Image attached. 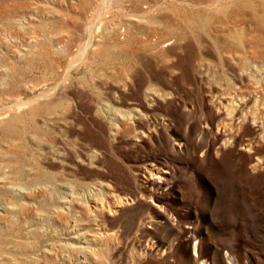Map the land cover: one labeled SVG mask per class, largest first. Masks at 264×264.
<instances>
[{
	"label": "rangeland",
	"instance_id": "rangeland-1",
	"mask_svg": "<svg viewBox=\"0 0 264 264\" xmlns=\"http://www.w3.org/2000/svg\"><path fill=\"white\" fill-rule=\"evenodd\" d=\"M219 1L0 0V264H264V93L207 54L260 0Z\"/></svg>",
	"mask_w": 264,
	"mask_h": 264
},
{
	"label": "bare ground",
	"instance_id": "bare-ground-1",
	"mask_svg": "<svg viewBox=\"0 0 264 264\" xmlns=\"http://www.w3.org/2000/svg\"><path fill=\"white\" fill-rule=\"evenodd\" d=\"M228 1L220 0L218 3L222 8L230 7ZM212 19L211 16L198 15L193 17V25L199 28L202 23H208ZM220 23L223 27V36H220L222 34L218 35L220 37L217 36L220 44L214 40L215 48L209 50L207 54L217 59L216 63L214 62L215 66L223 65L239 74L248 73L254 76L256 79L255 85L264 93V0H260L258 3L242 2V4L235 6L230 14L223 15L220 18ZM201 61L206 71L212 70L213 62L207 58H203ZM220 102L223 104V101ZM229 102V105L226 104L223 107L228 110L232 109L234 117L239 116L238 112H241L244 100L242 98H232ZM242 118L245 120L247 115L244 114ZM226 148L227 144L223 143L218 153L225 152ZM252 166L255 169L264 170V166L260 162H256ZM163 173H168V171L165 170ZM159 178L166 179L164 174L160 175Z\"/></svg>",
	"mask_w": 264,
	"mask_h": 264
}]
</instances>
